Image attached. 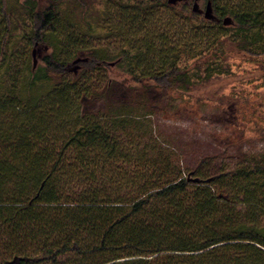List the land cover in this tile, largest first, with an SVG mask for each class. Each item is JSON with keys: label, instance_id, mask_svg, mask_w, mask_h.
<instances>
[{"label": "trees", "instance_id": "trees-1", "mask_svg": "<svg viewBox=\"0 0 264 264\" xmlns=\"http://www.w3.org/2000/svg\"><path fill=\"white\" fill-rule=\"evenodd\" d=\"M65 1L27 0L34 48L23 95L1 103L0 84V264H264V153L218 168L204 158L195 166L135 160L120 131L124 110L152 115L157 91L205 85L228 73L235 54L264 61V0L239 9L221 0H112L144 17L167 9L202 41L184 40L149 67L148 48L114 60L83 42L59 48ZM73 1L74 12L88 8ZM0 16L2 79L6 0ZM86 76L96 86L81 84ZM42 81L59 82L45 97ZM99 101L105 110L95 112Z\"/></svg>", "mask_w": 264, "mask_h": 264}, {"label": "rangeland", "instance_id": "rangeland-1", "mask_svg": "<svg viewBox=\"0 0 264 264\" xmlns=\"http://www.w3.org/2000/svg\"><path fill=\"white\" fill-rule=\"evenodd\" d=\"M86 1L88 8L75 12L73 10L78 6L75 1L67 0L61 5L59 11L63 17L60 22L64 32L58 33L53 40L58 47L83 42L82 48H93L113 60L125 48L137 52L148 48L150 52L145 62L149 67L160 65L161 55L184 40L193 39L195 44L202 42L191 37L189 22L167 9H157L144 17L112 0ZM6 2L12 20L7 45L10 67L0 79V84H5L1 103L23 95V79L27 65L32 62L34 48L31 41L32 13L26 6L27 0ZM244 3L246 0H221V4L230 9H239ZM81 25L85 27L81 29ZM3 27L5 23L0 24V30ZM70 32L79 39H68ZM39 65L42 64L39 62ZM229 66L228 73L214 77L205 85H196L190 92L157 91V94L150 95L154 105L150 116L138 119L139 112L124 110L120 127L125 133L122 149L135 160L167 161L166 157H169L174 162L187 161L195 166L204 158L212 161L214 168L221 164L241 163L245 156L264 153V61L235 54L229 60ZM67 79L73 81L71 75ZM58 82L42 81L38 93L44 96L51 93ZM80 82L85 86H96L88 81V76ZM112 94L123 102L129 101L126 96L124 99ZM44 106L47 108V103ZM94 107L95 112L105 110L101 101Z\"/></svg>", "mask_w": 264, "mask_h": 264}]
</instances>
